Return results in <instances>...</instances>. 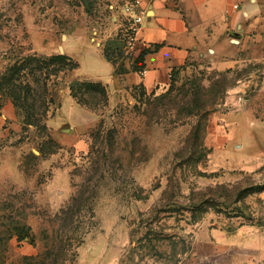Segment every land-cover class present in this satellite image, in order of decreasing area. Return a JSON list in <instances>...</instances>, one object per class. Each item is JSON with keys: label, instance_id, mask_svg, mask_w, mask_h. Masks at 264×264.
Listing matches in <instances>:
<instances>
[{"label": "rangeland", "instance_id": "374dc122", "mask_svg": "<svg viewBox=\"0 0 264 264\" xmlns=\"http://www.w3.org/2000/svg\"><path fill=\"white\" fill-rule=\"evenodd\" d=\"M116 1L0 0V264H264V31L143 92Z\"/></svg>", "mask_w": 264, "mask_h": 264}, {"label": "crops", "instance_id": "0c3cea01", "mask_svg": "<svg viewBox=\"0 0 264 264\" xmlns=\"http://www.w3.org/2000/svg\"><path fill=\"white\" fill-rule=\"evenodd\" d=\"M142 3L148 16L131 53L132 66L122 74L124 81L139 86L143 92L164 90L179 67L205 56L206 52L229 68L238 63V53L250 39L249 30L257 27L259 30L255 31H264V0H142ZM119 13L122 17L120 10ZM102 58L105 62L98 73L112 71L113 66Z\"/></svg>", "mask_w": 264, "mask_h": 264}, {"label": "built area", "instance_id": "2783aa9c", "mask_svg": "<svg viewBox=\"0 0 264 264\" xmlns=\"http://www.w3.org/2000/svg\"><path fill=\"white\" fill-rule=\"evenodd\" d=\"M119 10L125 22V50L127 54H131L138 44V34L148 16V10L143 6L142 0H127Z\"/></svg>", "mask_w": 264, "mask_h": 264}, {"label": "trees", "instance_id": "16d2710c", "mask_svg": "<svg viewBox=\"0 0 264 264\" xmlns=\"http://www.w3.org/2000/svg\"><path fill=\"white\" fill-rule=\"evenodd\" d=\"M48 59H49L50 62H52L54 64H58L59 66H62V68H64V67L67 68V67H69V64H70V60H68V58L63 56V55L52 56V57H50ZM137 62H138V65L140 66V64L142 63V58L138 59ZM75 63H76V65L73 64L72 68H77L78 67V63L77 62H75ZM76 83H79V82L76 81ZM84 84H85V86L88 89H92V85L90 83L89 84L84 83ZM70 89L73 91L75 89V86L71 85ZM262 190H264V184L263 185L256 184V185H253L251 187H247V188L241 189L238 192V199L240 200L242 196H246L247 194H251L253 192L262 191ZM154 248H156V247H153V249Z\"/></svg>", "mask_w": 264, "mask_h": 264}]
</instances>
